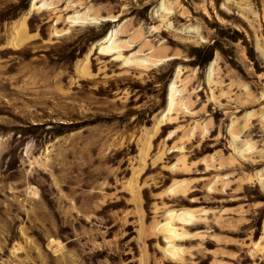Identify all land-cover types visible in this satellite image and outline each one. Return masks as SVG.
I'll list each match as a JSON object with an SVG mask.
<instances>
[{
    "label": "rangeland",
    "instance_id": "obj_1",
    "mask_svg": "<svg viewBox=\"0 0 264 264\" xmlns=\"http://www.w3.org/2000/svg\"><path fill=\"white\" fill-rule=\"evenodd\" d=\"M33 1L0 0V264H264V0Z\"/></svg>",
    "mask_w": 264,
    "mask_h": 264
},
{
    "label": "bare ground",
    "instance_id": "obj_2",
    "mask_svg": "<svg viewBox=\"0 0 264 264\" xmlns=\"http://www.w3.org/2000/svg\"><path fill=\"white\" fill-rule=\"evenodd\" d=\"M36 0H34L33 2H35ZM110 37V36H109ZM109 39V38H108ZM112 47H107L106 49H104V51L105 52H112V51H114L115 49L114 48H112ZM172 88V90H170V99H171V101H170V105H172V99H173V86L171 87ZM191 217V216H190ZM182 218V217H181ZM179 220H181V219H179ZM185 221V220H184ZM173 234V233H172ZM174 235V234H173ZM174 237H179V236H177V235H174Z\"/></svg>",
    "mask_w": 264,
    "mask_h": 264
}]
</instances>
